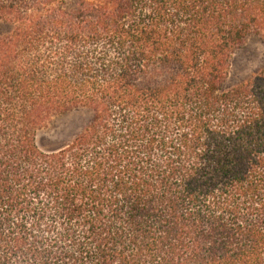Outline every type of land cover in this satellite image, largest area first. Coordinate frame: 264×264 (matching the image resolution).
<instances>
[{
  "label": "trees",
  "instance_id": "obj_1",
  "mask_svg": "<svg viewBox=\"0 0 264 264\" xmlns=\"http://www.w3.org/2000/svg\"><path fill=\"white\" fill-rule=\"evenodd\" d=\"M0 27V264H264V66L230 85L264 0H0Z\"/></svg>",
  "mask_w": 264,
  "mask_h": 264
},
{
  "label": "rangeland",
  "instance_id": "obj_2",
  "mask_svg": "<svg viewBox=\"0 0 264 264\" xmlns=\"http://www.w3.org/2000/svg\"><path fill=\"white\" fill-rule=\"evenodd\" d=\"M4 27H0V32ZM264 66V40L255 36L238 52L230 85H237L257 73ZM89 108H77L58 115L38 133V143L50 150L72 140L91 121Z\"/></svg>",
  "mask_w": 264,
  "mask_h": 264
}]
</instances>
